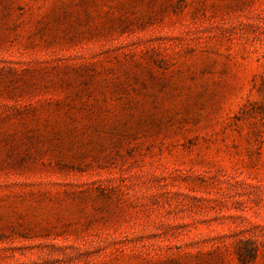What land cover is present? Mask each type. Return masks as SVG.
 Segmentation results:
<instances>
[{"label":"rangeland","instance_id":"374dc122","mask_svg":"<svg viewBox=\"0 0 264 264\" xmlns=\"http://www.w3.org/2000/svg\"><path fill=\"white\" fill-rule=\"evenodd\" d=\"M0 264H264V0H0Z\"/></svg>","mask_w":264,"mask_h":264}]
</instances>
